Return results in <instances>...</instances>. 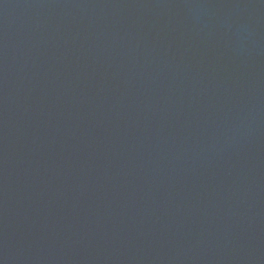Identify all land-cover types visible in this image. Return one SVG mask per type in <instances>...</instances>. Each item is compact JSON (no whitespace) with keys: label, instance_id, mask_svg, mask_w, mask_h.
Here are the masks:
<instances>
[{"label":"water","instance_id":"1","mask_svg":"<svg viewBox=\"0 0 264 264\" xmlns=\"http://www.w3.org/2000/svg\"><path fill=\"white\" fill-rule=\"evenodd\" d=\"M0 264H264V0H0Z\"/></svg>","mask_w":264,"mask_h":264}]
</instances>
